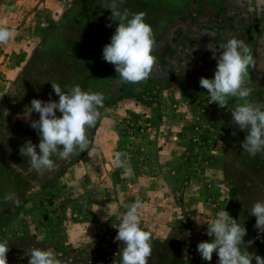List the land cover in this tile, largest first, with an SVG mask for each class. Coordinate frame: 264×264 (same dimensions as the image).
<instances>
[{
  "label": "rangeland",
  "instance_id": "374dc122",
  "mask_svg": "<svg viewBox=\"0 0 264 264\" xmlns=\"http://www.w3.org/2000/svg\"><path fill=\"white\" fill-rule=\"evenodd\" d=\"M107 2L0 0V25L13 32L0 43V241H8V264H28L30 248L49 247L61 264H121L119 217L137 198L151 233L148 264H218L197 245L211 240L206 222L222 210L247 229L248 251L264 257V233L249 214L264 201V152L252 157L241 146L247 132L230 112L240 101L229 98L222 109L199 84L214 78V56L235 37L253 58L249 100L264 106V0H125L121 10L147 13L155 38L153 72L138 83L103 59L117 27ZM51 83L105 99L89 151L53 156L54 170L38 173L20 148L30 141L39 152L30 127L39 114L29 119L27 108L33 99L59 100ZM117 152L127 153L134 176L115 164Z\"/></svg>",
  "mask_w": 264,
  "mask_h": 264
},
{
  "label": "clouds",
  "instance_id": "9594fccd",
  "mask_svg": "<svg viewBox=\"0 0 264 264\" xmlns=\"http://www.w3.org/2000/svg\"><path fill=\"white\" fill-rule=\"evenodd\" d=\"M125 0H108L106 8L110 9V21L117 22L110 43L103 47L104 61L114 65L119 77L129 83L146 81L153 72L156 57L153 29L146 22L147 13H133L121 6ZM111 23L107 27H111ZM13 37L11 29L0 25V43H7ZM214 54L216 46H207ZM219 55L214 56L217 67L214 78L201 77L200 86L207 90L211 103L222 109L229 106V98H236L238 103L230 109L233 125L247 132L241 146L245 154L252 157L264 152V106L253 104L249 97L251 90L247 85L248 67L253 63L248 46L235 37H229L227 43L219 47ZM58 101L33 99L27 108L26 116L31 119L33 112L39 114L38 120H31L30 127L40 137L37 146L30 141L20 148V154L29 158L31 168L38 173L53 171L55 161L70 159L78 152L89 151L88 132L96 126L101 118L100 108L105 97L101 93L82 90L79 85L62 89L57 83H51ZM57 111L61 115H57ZM115 164L123 169V174L134 176V170L127 158V153H115ZM18 203V201H17ZM142 201L137 198L127 206L119 217L116 241L125 247L121 254V264H148L152 254L151 233L141 227L140 209ZM249 214L256 217L254 227L264 233V201L255 202ZM103 219H107L106 217ZM207 223L206 234L210 241L197 245L201 258L211 261L213 253L218 256V264H264V257L249 252L254 241L245 242L247 229L226 210L217 213L216 218ZM10 250L7 240L0 241V264H8L7 253ZM28 264H61L54 251L49 247L30 248L27 251Z\"/></svg>",
  "mask_w": 264,
  "mask_h": 264
}]
</instances>
